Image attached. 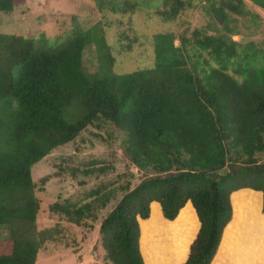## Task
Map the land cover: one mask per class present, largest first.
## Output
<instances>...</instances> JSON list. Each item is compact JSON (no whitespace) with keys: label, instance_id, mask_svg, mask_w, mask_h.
<instances>
[{"label":"trees","instance_id":"16d2710c","mask_svg":"<svg viewBox=\"0 0 264 264\" xmlns=\"http://www.w3.org/2000/svg\"><path fill=\"white\" fill-rule=\"evenodd\" d=\"M248 1L264 11V0ZM171 4L166 21L199 4L212 23L189 37L155 35L152 66L127 73L111 71L100 25L55 42L0 33V228L9 232L0 264H36L51 239L35 229L32 167L106 123L141 173L100 224L107 264H264V44L232 39L249 16L243 0ZM14 7L0 0V13ZM92 42L90 71L82 57ZM86 208L51 211L81 227Z\"/></svg>","mask_w":264,"mask_h":264},{"label":"rangeland","instance_id":"374dc122","mask_svg":"<svg viewBox=\"0 0 264 264\" xmlns=\"http://www.w3.org/2000/svg\"><path fill=\"white\" fill-rule=\"evenodd\" d=\"M243 1L249 16L237 20L239 33L232 39L242 46L249 42L261 46L264 11L248 0ZM172 2L14 0L12 13H0V33L28 39L45 35L55 42L76 28L85 32L100 25L114 58L111 71L127 73L152 66L155 35L174 32L189 37L195 29L212 23L199 4L195 10L181 12L177 18L166 21ZM96 59L95 44H87L82 61L88 70L93 71ZM123 139V134L110 123L91 125L74 141L56 148L32 167L35 196L40 201L35 229L37 232L48 230L51 234V239L39 250L36 264H107L99 238L100 224L127 192L126 188L133 189L141 180V173H137L122 151ZM65 202L87 205L84 226L60 222L59 216L52 213L53 204ZM8 236L7 227L0 228V239Z\"/></svg>","mask_w":264,"mask_h":264},{"label":"water","instance_id":"95a60500","mask_svg":"<svg viewBox=\"0 0 264 264\" xmlns=\"http://www.w3.org/2000/svg\"><path fill=\"white\" fill-rule=\"evenodd\" d=\"M137 173H140V171L137 170ZM227 173H228V170L227 169H222V170L218 171V175H220V176H224Z\"/></svg>","mask_w":264,"mask_h":264}]
</instances>
